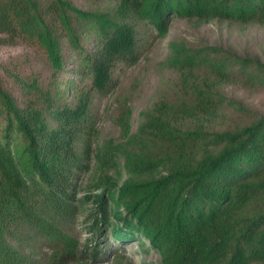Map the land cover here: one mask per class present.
Returning a JSON list of instances; mask_svg holds the SVG:
<instances>
[{"label":"trees","instance_id":"obj_1","mask_svg":"<svg viewBox=\"0 0 264 264\" xmlns=\"http://www.w3.org/2000/svg\"><path fill=\"white\" fill-rule=\"evenodd\" d=\"M173 19L264 28V0H0V47L25 46L50 73L28 54L0 65V264L97 263L108 247L76 239L85 199L99 237L141 234L161 264H264V108L230 94L264 93L262 55L172 42L174 86L129 134L130 177L76 198L96 152V99ZM66 72L80 81L63 89ZM36 238L63 253L36 259Z\"/></svg>","mask_w":264,"mask_h":264},{"label":"rangeland","instance_id":"obj_2","mask_svg":"<svg viewBox=\"0 0 264 264\" xmlns=\"http://www.w3.org/2000/svg\"><path fill=\"white\" fill-rule=\"evenodd\" d=\"M81 5L88 4L79 1ZM151 46L143 59L132 68H125L120 75L119 86L107 96H99L94 106L95 155L92 156L89 171L80 176L77 184V199L91 198L103 191V184L112 178L118 183L130 177L126 168V159L131 150L127 145L129 134L136 131L141 121V114L161 94L173 88L174 73L165 65L170 55V45L174 41H182L188 45L200 46L204 44H218L233 48L239 52H253L264 56V28L256 25L243 26L239 24L212 23L198 25L195 22L173 19L168 35L158 38L154 28L148 30ZM28 54L33 60V66L41 71L43 76L50 77L49 71L43 67L35 55L25 46L0 47V65L7 64L15 58ZM80 81L72 72L62 74L57 82L61 88ZM69 83V84H68ZM88 79L79 85L87 86ZM230 92L255 107L264 108V93H251L244 90ZM107 153V155H105ZM111 156V163L104 164L107 157ZM105 186V185H104ZM101 188V189H98ZM85 204L80 211L79 225L75 230L78 248L88 241H99L100 246L108 247L106 256L91 262L88 258L71 264H161L159 254L151 248L150 242L144 236L136 235L135 238L117 239L110 233L102 237L98 231H92L86 223L88 210L94 207L92 201L84 200ZM96 207V206H95ZM27 253L36 259H53L60 256L64 249L57 250V245L41 238L27 242ZM63 253V252H62ZM48 258V259H47Z\"/></svg>","mask_w":264,"mask_h":264}]
</instances>
